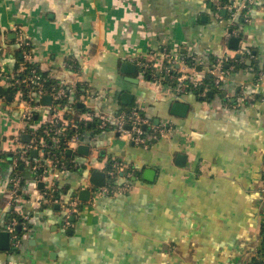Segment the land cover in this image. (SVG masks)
<instances>
[{"label": "crops", "instance_id": "0c3cea01", "mask_svg": "<svg viewBox=\"0 0 264 264\" xmlns=\"http://www.w3.org/2000/svg\"><path fill=\"white\" fill-rule=\"evenodd\" d=\"M214 11L212 0H0V90L11 88L6 77L22 66L13 29L19 26L32 42L35 63L54 84L82 86L65 101L60 117L87 123L84 143L67 150L69 159L62 158L77 167H61L56 180L58 196L68 200L78 194L83 202L67 227L63 207L45 200L47 184L33 170L43 149L28 150L14 167V136L21 132L23 145L32 144L33 137L24 130L14 93L0 92V264H252L264 259V78L256 86L261 71L250 70L255 63L264 70V0H256L251 22L230 38ZM233 37H240L239 48L252 55L219 92L209 90L208 99L192 92L175 96L166 82L146 77L144 64H162L165 51L202 61L198 69L206 76L214 59L227 53L239 59V49L229 44ZM124 61L138 70L123 72ZM87 90L97 98L86 103ZM42 102L36 117L46 123L53 118V99ZM175 102L188 106L184 115L172 113ZM133 107L155 125L172 123V135L144 147L122 138L113 124L101 129L96 120L84 119L89 110L112 115ZM47 145L59 150L61 140L47 139ZM80 145L89 146L87 153L78 151ZM111 163L120 164L124 176L132 170V187L123 195L93 199L83 185ZM45 164L51 169L52 159ZM14 174L21 177V196L9 204ZM83 191L90 192L87 199ZM13 214L28 217L29 231L22 232L18 248L10 235L2 242Z\"/></svg>", "mask_w": 264, "mask_h": 264}, {"label": "built area", "instance_id": "2783aa9c", "mask_svg": "<svg viewBox=\"0 0 264 264\" xmlns=\"http://www.w3.org/2000/svg\"><path fill=\"white\" fill-rule=\"evenodd\" d=\"M256 0H212L215 11L214 15L220 22H226L228 29L227 36L230 38L233 33L240 34L243 26L251 22L250 11L252 10ZM225 12V13H224ZM16 31L17 42L23 55L24 64L12 76H7V82L10 86L15 87L14 96L20 107L23 109L24 130L32 134L33 141L30 145H23L21 141V132L14 136L13 153L15 154L14 167H18L22 160L27 157L28 150L33 148H42V160H37L33 166V170L37 172L46 182L47 191L45 192V200L60 204L64 209L65 226H72V219L82 205V200L76 194L73 197L65 200L58 196L57 178L59 177L58 170L70 169L77 167L75 163L71 165L63 164L51 157V148L47 145V139L59 137L62 150L74 149L79 144L84 143L85 132L80 130L79 125L73 121H67L60 117V112L64 107V102L70 101L71 96L77 92V85H67L64 81L58 82L56 85L48 88L46 83L48 76L43 75L41 69L30 67L28 64L35 63V55L32 49V42L26 37L22 27L13 26ZM240 54L239 59H235L231 54L227 53L222 57H218L210 63L207 69V75L212 78V85L222 88L226 80L231 76L236 69L237 62L244 63L247 61V56L244 50L239 48L237 51ZM193 65L187 63L186 57L177 58L171 52H163V62L158 64H144L145 68H153L151 78L154 81L166 82L168 90L175 96L189 92L191 88L201 87V96L206 95L210 90V84L205 82V76L202 75L198 67L202 66V61L199 63L195 58ZM70 65V64H69ZM178 67V68H177ZM190 71L187 74L186 70ZM250 70L255 72L253 66ZM264 78V72H259L256 78V86H260ZM241 91L245 94V90ZM51 96L53 104V118L49 122H41L37 119V112L43 107V98ZM83 96L84 102L97 98L88 90ZM252 100H256V94L251 95ZM85 120H96L99 122L101 129L113 124L116 132L122 137L130 140L136 145L148 147L150 142L159 138H169L172 135L175 126L172 123L153 124L143 113L139 107H133L130 110H122L116 114L106 115L98 111H88ZM70 130H73L70 132ZM43 133V134H41ZM46 135V136H44ZM48 158L52 159V168L50 169L45 164ZM111 168H106V183L102 186L95 185L91 181L83 185V189H90L93 199L100 197H114L126 194L131 189L130 177L133 173L129 170L125 176L120 164H110ZM22 181L18 174H14L10 179V187L8 190L9 204H14L21 196ZM20 228V231H18ZM6 231L11 237L14 247L18 248L22 243V234L20 232L29 231L28 217L18 219L11 217L6 225Z\"/></svg>", "mask_w": 264, "mask_h": 264}, {"label": "trees", "instance_id": "16d2710c", "mask_svg": "<svg viewBox=\"0 0 264 264\" xmlns=\"http://www.w3.org/2000/svg\"><path fill=\"white\" fill-rule=\"evenodd\" d=\"M228 1V0H227ZM252 55V53H251V51H249V50H246V56H251ZM186 60H187V63L188 64H190V65H193V63H194V61H192V58L191 57H186ZM25 62H24V60H23V62L20 64V65H23ZM30 67H36V68H39L40 69V67H39V65L38 64H36V63H30V64H28ZM235 66H236V69H235V71L237 72L239 69H244L245 68V63H242V62H237L236 64H235ZM253 67L255 68V72H259V71H264L263 69H260L261 67L260 66H258L257 65V63H255L254 65H253ZM145 69V71H146V77H149V78H151V72H152V70H153V68H150V67H148V68H144ZM43 75H46V74H44L43 73ZM47 76V75H46ZM152 79V78H151ZM205 82L206 83H208V84H210V91L212 90V91H214L215 93L216 92H219L221 89H218L217 87H215L214 85H212V78L209 76V75H206L205 76ZM57 84V83H56ZM56 84H54L53 83V81L49 78V79H47V83H46V85H47V87L48 88H51L52 86H54V85H56ZM11 88L9 89V90H7V91H5V90H0V92L1 93H8V92H10V93H14V91L16 90L15 89V87L14 86H10ZM79 89L77 90V92L82 88V86L81 87H78ZM189 92H192V93H196L199 97H201V99H203V98H205V99H208L209 98V95H208V93L206 94V95H204V96H201V93H202V91H201V87H199V88H191L190 90H189ZM62 102H64L65 103V101H62ZM131 108H127L126 110H130ZM79 127H80V130H83V129H85L86 127H87V123L86 122H80L79 123ZM73 130H70V132H72ZM41 134H43V133H41ZM44 136H46V135H44ZM62 149H64V146L62 145L61 146V149H59V150H54V149H52L51 150V157H53L54 159H56L58 162H59V164L62 162V160H64V159H62L63 158V156H65V157H67L68 159L71 157H69V155H68V152H67V150H62ZM109 168H111L110 166H109ZM81 212V209L79 210V213ZM12 217H16V218H18V219H20V217L19 216H17L16 214H13V216ZM24 233V232H23ZM22 233V231L20 232V234H23ZM252 264H264V259L262 258V256H261V258H257V259H255L253 262H252Z\"/></svg>", "mask_w": 264, "mask_h": 264}, {"label": "water", "instance_id": "95a60500", "mask_svg": "<svg viewBox=\"0 0 264 264\" xmlns=\"http://www.w3.org/2000/svg\"><path fill=\"white\" fill-rule=\"evenodd\" d=\"M240 41H241V38L240 37H233L230 40V43H229L230 44V47L233 48L234 50H238L239 49V43H240ZM237 57H239V55ZM251 63L252 62L250 60L248 62V64H251ZM121 69H122L123 72H126V73H133V72L135 73L138 70V66L135 63H131L129 61H124V62H122ZM209 94L212 95V92L210 91ZM128 96L129 95H125L124 98H128ZM50 100H51V97L50 96H45L44 97V101H47L48 103H50ZM187 109H188V106L186 104L181 103V102H175L172 105V113H174V114L184 115V113H185V111H187ZM24 138L28 140L30 138V135L26 134L24 136ZM88 149H89V146L80 145L79 148H78V151L80 153H87L86 151ZM33 153L36 154L37 153V150H34ZM180 158L184 159L185 156L184 155H180ZM91 182L94 183L95 185H98V186L104 185L106 183V173L105 172H102V171H94L93 174H92V177H91ZM89 193H90L89 191H83L81 193V197L83 199H87V197L89 196ZM18 231H20V228H18ZM2 236H3L2 237V242L3 241H6L7 238H9V233L7 231L6 232H3L2 233Z\"/></svg>", "mask_w": 264, "mask_h": 264}]
</instances>
